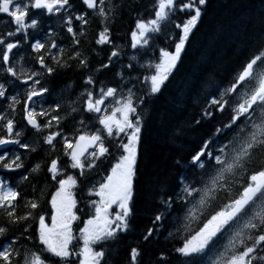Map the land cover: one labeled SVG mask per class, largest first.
Returning a JSON list of instances; mask_svg holds the SVG:
<instances>
[{"label": "snow or ice", "instance_id": "6c2138e0", "mask_svg": "<svg viewBox=\"0 0 264 264\" xmlns=\"http://www.w3.org/2000/svg\"><path fill=\"white\" fill-rule=\"evenodd\" d=\"M208 3L0 0V146L17 148L0 152V264H144L149 249L148 264H264V24L190 85L134 227L146 115Z\"/></svg>", "mask_w": 264, "mask_h": 264}, {"label": "trees", "instance_id": "16d2710c", "mask_svg": "<svg viewBox=\"0 0 264 264\" xmlns=\"http://www.w3.org/2000/svg\"><path fill=\"white\" fill-rule=\"evenodd\" d=\"M262 24H264V0H209L202 20L186 44L179 71L171 78L154 103L149 106L150 113L146 115L144 144L141 149L142 184L137 197L138 211L134 220V227L137 230L148 223L143 211V202L150 198L149 181L155 178L154 174L159 173L163 177L166 170H171V156L174 155L175 148L172 141L173 128L176 118L180 115V107L189 98L190 85L195 83L197 77L206 80L213 73L219 72L222 75L225 66L233 64L242 50L256 43ZM126 32L127 16L118 21L114 29V35L123 37L117 40L118 43L129 39L124 35ZM92 46L98 51L101 50L100 46L95 45L94 36ZM102 51L106 54L109 49L103 48ZM68 76L71 77L72 73ZM36 139L34 132L28 133V142L34 143ZM5 148L10 155L17 151L16 146L8 145L0 146V152ZM43 155V151L38 155L33 154L31 162L26 159L27 166L31 167L32 164L42 159ZM12 179H18V177L14 175ZM92 179L99 181L101 177L92 174ZM84 192L85 188L79 189L78 198L82 197ZM134 238V235H129L125 238V244L115 247L123 249ZM161 243H164L163 237H161ZM118 258L123 261L125 253L121 251ZM151 258L149 249L143 257L144 264H148Z\"/></svg>", "mask_w": 264, "mask_h": 264}, {"label": "rangeland", "instance_id": "374dc122", "mask_svg": "<svg viewBox=\"0 0 264 264\" xmlns=\"http://www.w3.org/2000/svg\"><path fill=\"white\" fill-rule=\"evenodd\" d=\"M80 226H83L82 224Z\"/></svg>", "mask_w": 264, "mask_h": 264}]
</instances>
